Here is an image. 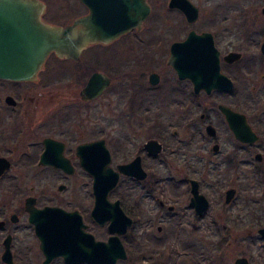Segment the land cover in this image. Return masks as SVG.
I'll return each mask as SVG.
<instances>
[{
    "label": "flooded vegetation",
    "instance_id": "obj_1",
    "mask_svg": "<svg viewBox=\"0 0 264 264\" xmlns=\"http://www.w3.org/2000/svg\"><path fill=\"white\" fill-rule=\"evenodd\" d=\"M132 1L135 2L136 0ZM188 1L197 8L198 12L196 20L192 22L188 21L184 12L176 5L178 4V0H145V3L149 7V14L142 22L141 27L139 29L133 28L128 33L122 35L127 36L128 34H133L137 44L142 43L140 36H144V38L148 39L147 44H149L150 39H153L154 41L156 40L155 43L150 44V47L156 45L162 39H164V41L160 44H163L166 42V37H168L170 40L168 43L166 42L165 47L162 50V54H166V59H163L162 62L164 61V66L171 71V78L169 82L163 80L161 70L154 66L157 61L155 56L152 55L153 50L149 51V55H147L149 62L145 61L143 65V67L145 64L151 65L150 69L144 70L143 67L139 65L143 62L141 60L136 61V63L133 62L134 65L132 66V74H134V76L131 79H134L135 81L133 83L134 87L131 90V96L126 98V101H124L125 107H127L129 111L132 110L133 112V129L131 130V136L123 135V130L118 129L117 135L115 137V143L112 139L108 138L107 133L103 130L91 131V136L85 141H80L81 135H75V133H78L76 130L68 132L55 130L57 124L54 123L52 124L54 129H50V131L45 133L43 130L44 122L42 119L43 103L39 98L34 99L31 97L29 100L30 104L27 102L24 107L19 101V99L24 95L19 96V94L22 93V90L20 89V86L17 87V85L34 83L36 82L40 73L45 72L46 74L48 73V75H50L57 70L55 67H58V63L66 62L70 64V72H74L72 70H79L83 75L79 78L77 74H73L72 79L79 84L78 96L80 102L85 106L90 105L107 93L109 87L113 83V78L109 76L106 71L101 70L95 65L97 58H102L104 56H98L96 53L86 55V53H88V50L91 47L108 46L122 36L107 44L94 43L88 45L81 51L77 59L59 58L55 53L52 52L46 57L34 80L15 82L0 79L2 82H7L13 85V87L10 89L11 92H9L12 94L7 93L0 105L2 109H9L14 114V121L11 123L14 124V122L19 121L25 122V118L28 117L34 119L29 125V130L22 129V122L21 126L15 123V129L14 126L10 124L11 130L8 132L2 130L5 129L4 127L2 128V126H4L2 123L5 124L4 122H6V119H2V115H0V159H5L9 163V167L0 174V264H44L46 258L43 251L40 249L41 241L36 234L35 225L33 222H31V213L28 210V203H30L31 207L37 210L44 207H59L67 212H77L82 222V230L85 233L92 235L95 241L107 242L109 237L116 235L115 233L109 232V220L101 224L92 215L95 205V197L92 190L93 178L82 167L81 158L77 154V148L82 144L103 140L105 148H107L109 151V166L114 170H117V167L120 165H126L132 161H137L140 168L146 174L145 178L139 180L134 176L120 173L119 180L122 177L129 182L134 183L135 185L141 186H143L144 182L150 180V185L152 187L148 188L146 191L143 190V192L146 194V197H148L158 206L159 211H164L166 214L164 222L167 224L165 223L164 227L165 229H169V232L165 238L166 241H161L153 236H148V243H150L151 246L149 244L144 245L143 241L141 244L138 239L136 244L129 243L125 238L129 229H131L138 220L141 222V224L145 223L148 225L152 221V218L142 221V216L126 211V207L122 203L123 200L121 197L110 199V193L116 188L119 183L118 181L115 188L109 192L108 200L110 202L118 200L123 212L132 220V224L127 228L124 234L118 236L124 247L126 258L117 259L115 264H120L126 261L128 259V254L130 253L137 257H140L139 255H141V259L147 256V253L150 256L152 254L159 255L161 258V251H155L158 247H164L167 251V253L164 255V262L162 264H171L172 254L176 255L180 252V249L183 250L184 255L188 254L192 256L191 252L196 250V252H194L195 256L198 255L201 258L204 256L203 251L205 247L202 241H199V243H192L184 239L179 244V237L182 238L183 234L185 233L184 231H186L188 228L197 230L200 225H195V221L196 223L203 224V220L210 210L211 202L204 195V193H202L199 180L185 177L186 188L184 192L187 193L188 205L186 211H182V213L176 215V209L177 205H179L178 200L180 195L178 193L175 194L174 192H171V197H176L175 199H170L168 196L163 197L161 195H156L153 191L155 184L162 183L156 178L161 173V169L170 170L171 167H176L175 165H181L182 167L186 166L187 168L191 169H206L211 165V169L215 174L214 179L217 182H219L222 178L228 179L229 182L232 181L235 184L234 186H244V188H246L248 181L250 180L249 178L251 168L253 169V165L255 166L258 164V169H260V171L256 169V173H260L258 175L260 181L262 182L260 188L264 187V97H233L234 80L231 75H228L225 69L223 70L222 63L228 67L235 66L236 63L243 59V53L239 51H228L222 55L221 51L216 46L218 38L220 37L219 31H217L219 30V26L230 22L231 15L227 16L224 11L219 12V8L228 10V4L226 3L227 1H222V4L219 5L215 3L214 6H211L214 12L210 14L213 15V17H208L206 19L205 23L207 27L198 30L191 27L189 28V26L195 24L199 20L200 8L193 2L194 0ZM71 3L72 4L70 8L74 17L68 24H71L77 18L85 16L90 12V8L81 2V0H72ZM263 9L264 6L261 8L260 13L264 16ZM218 14H221L222 16L219 17ZM229 14L231 13L229 12ZM190 32H194L196 35H201L203 33H208L211 35L213 46L218 51L220 73L229 79L233 84V88L230 91L213 89L210 93H206L203 90L195 93L191 80L187 78H179L173 66L169 64L168 59L170 57L171 45L176 42L184 41ZM164 33H166V35H164ZM224 34L225 37L228 38L232 35V31H225ZM263 44L264 37L262 38L259 45V53L261 55H264V52L262 51ZM230 53L240 54L239 59L231 63L227 62L224 57ZM254 57L255 56L252 55V57L245 63L247 65L250 64V67L246 71L247 75H252L250 69L252 67V61ZM50 59L51 61L49 62ZM70 72H65L63 77L59 80L67 77L68 75L66 74ZM93 73H100L108 78L109 85L99 96L85 99L83 98L81 92ZM152 74H155L157 77V83L155 84L151 82ZM263 78L264 77L262 76L261 79ZM161 84H163V86H161ZM189 85L192 89L190 94H194V97H197L200 93H204L206 95L214 93L218 96L217 101L213 104L214 111L212 117L205 113H201L198 118H196L195 113L191 114L192 104H189L186 98ZM158 86H161V90L156 92ZM123 90V85L120 84L119 88L116 87L114 93L126 95V93L124 94ZM163 90H166V95L168 96L173 107V112L171 115L172 117L170 119V117L167 116V120H161V112L156 113V102L158 99H156L155 96L156 94L160 95V91ZM262 91L264 93V85L262 86ZM39 95H42V93L38 92L36 96ZM8 97L11 99V101H7ZM127 101L128 105L126 104ZM28 106L32 107V112L34 111V108L37 109V115L33 113L32 115H26L24 117ZM220 106H223L228 111H230L231 115L232 113L234 115L238 114L235 115V117L232 115L231 118H234L235 120V123L232 125L237 131H239L240 134L245 136L244 141L243 137L239 138L236 136L234 129L231 128V125L226 118L227 115L222 112ZM194 126L204 128V131H201L200 129L193 130L192 134H190V137L187 133H185L184 137L179 138L184 127L193 128ZM208 126L212 127L211 131L207 130ZM251 133L256 136V140L252 143L246 140V136L251 137ZM28 135H30V137H28ZM28 139H30V141H28ZM46 139H51L55 142L52 143L50 149L57 158L59 157V148H61V155L68 160V163L72 168V173H66L62 169L52 165L40 164L41 155L44 153L46 148ZM152 142H156L160 145V150L158 152H156V145L154 143L152 144ZM203 147H206L205 150L207 151L208 157H205L202 150H200ZM23 148H31V150L26 152V150H23ZM18 149H20L21 153L23 152L24 154H21L19 162L16 163L17 166L37 165L42 169L48 168L56 173L61 175L63 174L64 176H71L74 174V172H80L82 175L86 176L90 182L89 193L84 195L83 198L75 200L73 205L70 204L72 201H70V203H64L65 207L55 205L52 202L46 203L42 201V198L40 199L33 194H29L22 176L19 174L16 176L10 174L14 164L10 152ZM209 149L210 152H208ZM257 155H259V159L256 158ZM89 157L90 156H88V158ZM203 158H206L207 160H203ZM256 167L257 166L254 168ZM168 181H170V178ZM193 182L197 184L198 194L202 195L207 201V208L201 213H197L196 208L192 205V198L194 197L192 193ZM171 185H173V188L171 187V191H174L177 185L176 183ZM61 186L63 188L60 189ZM65 187L66 186L64 184H59L57 186V190L61 192L65 189ZM229 190H233L234 193L229 202H226V193ZM246 190H248V188H246ZM30 191L32 192V188H30ZM237 195L238 188L229 187L225 189L223 191L224 204L222 205H230ZM29 198L32 200L28 201ZM248 207L250 208V201L246 199L243 208L238 210L236 214H229L218 223L215 221V218H211L210 222H208L209 225H207L206 228L213 229L215 231L214 234L218 236V240L216 238V242L214 241L212 244L213 247L218 249L225 244L224 238L221 235L222 233L241 228L249 229L255 225L260 226L262 216L261 214L263 213L258 212L256 213L258 216H251V214H247V212H255L254 210L251 211V209L249 211ZM187 213H189V215H187ZM263 226H260L259 228ZM162 230L163 229L161 226L157 227V232H162ZM144 235L145 232H142V239ZM258 236L261 239H264V237H261L259 234ZM142 245H144L143 247L146 249V254L143 251L142 253L141 251H138L139 247ZM181 253L182 252H180V254ZM239 258H245L247 263L250 264V261L246 256L236 257L232 264H235L236 260ZM260 260H262V264H264V246L261 247ZM197 262L199 263L200 261L197 260ZM47 264L68 263L65 261V259H63V257L59 256L52 258ZM78 264L87 263L80 262Z\"/></svg>",
    "mask_w": 264,
    "mask_h": 264
},
{
    "label": "rangeland",
    "instance_id": "obj_2",
    "mask_svg": "<svg viewBox=\"0 0 264 264\" xmlns=\"http://www.w3.org/2000/svg\"><path fill=\"white\" fill-rule=\"evenodd\" d=\"M40 1L46 6L42 18L47 23L64 25L70 23L74 17L70 8L72 0ZM222 1H227L228 10L219 8V12L224 11L227 16L231 15V17L229 23L219 26V30L217 31H219L220 37L218 38L216 46L221 51L222 55L228 51H239L243 53V59L236 63L235 66L228 67L222 63L223 70L225 69L228 75H231L234 80L233 97L262 98L264 97L262 91L264 78L261 79V77H264V55L259 53V45L264 37V16L260 13L261 8L264 6V0H194L193 2L200 8L199 20L195 24L189 26V28L191 27L198 30L207 27L205 21L208 17H213L210 13L214 12L211 6H214L215 3L218 5L222 4ZM229 12L231 14H229ZM218 16L221 17L222 15L218 14ZM228 30L232 31V35L227 38L225 37L224 32ZM164 35H166V33H164ZM140 38L142 39V43L137 44L133 34H128L127 36L120 37L108 46H94L89 48L86 55L96 53L98 56H104L102 58H97L95 65L101 70L106 71L107 74L113 78V83L109 87L107 93L90 105L85 106L80 102L78 96L79 84L72 79L73 74H77L79 78L83 75L79 70H72L74 72H70V64L66 62L58 63V67H55L57 70L50 75L45 72L40 73L34 83L17 85V87L20 86V89L22 90V93L19 94V96L24 95L20 98L22 100L19 99V101L25 107L27 102L30 104L29 100L31 97L34 99L39 98L41 100L43 103L42 119L44 122L43 130L45 133L50 131V129H54L52 125L54 123L57 124L55 130L66 132L74 130L78 131L75 135H81L80 141L87 140L91 136V131L99 130L105 131L108 138L112 139L114 143L118 129L123 130V135L131 136V130L133 129V112L125 107L124 101L131 96V90L134 87L133 83L135 81L134 79H131L134 76V74H132L133 62L136 63V61L141 60L143 62L139 65L143 67L145 61L149 62L147 57L149 51L153 50V54H151L155 56L157 61L154 66L161 70L163 80L169 82L171 78V71L164 66V61L162 62L163 59H166V54H162V50L165 47L166 42L168 43L170 39L166 37V42L163 44L160 43H162L164 39L150 47V44L155 43L156 40L154 41L153 39H150L149 44H147L148 39L144 38V36H140ZM252 55L255 56L250 69L252 75H247L246 71L250 67V64L247 65L245 63L252 57ZM50 61L51 59L49 62ZM150 67L151 65L145 64L143 69L148 70ZM65 72H70L66 74L70 77L67 76L64 77V79L59 80L63 77ZM120 84L123 85V91L126 95L114 93L116 87L119 88ZM161 86H163V84H161ZM161 86L157 87L156 92L161 90ZM12 87L13 85L0 81V105L6 94L11 92L10 89ZM38 92H41L42 95L36 96ZM187 92V102L192 104L191 114L195 113L196 118H198L201 113L210 115V117L213 116V104L218 99L216 94L213 93L206 95L200 93L197 97H194V94H190L192 92L190 85L188 86ZM166 94V90H163L160 91V95L156 94L155 96V98L158 99L156 102V113L161 112V120H167V116L171 119L173 112V107ZM126 104L128 105V101ZM31 108L32 107L30 106L27 107L24 117L26 115H32L33 113L37 115V109L34 108V111L32 112ZM0 115H2V119H6V122H4L5 124L2 123V125H4L2 128L4 127L5 129L2 130L9 132V130H11L10 124L14 121V114L9 109H2L0 106ZM32 120L34 119L28 117L25 118V122H14L12 125L15 129V123L21 126L23 122L22 129L29 130V125ZM197 129L204 131V128H199L197 126H194L193 128L184 127L179 138L184 137L185 133L190 137L193 130ZM28 137H30V135H28ZM28 141H30V139H28ZM205 148L206 147H203L200 150H202L205 157H208ZM23 150L29 152L31 148H23ZM208 152H210V149ZM21 154L24 153H21L20 149L10 152L14 162L10 174L15 176L19 174L22 176L29 194H33L40 199L42 198V201L46 203L52 202L55 205L65 207L64 203H70V201H72L70 204L73 205L75 200L83 198L84 195L89 193L90 182L86 176L82 175V173L74 172L71 176H64L63 174L61 175L48 168L42 169L37 166L36 163V166H17L16 163L19 162ZM203 160L207 159L203 158ZM175 166L176 167H171L170 170L161 169V173L157 177L155 176L162 183L154 185V193L163 197L168 196L170 199H175L176 197H171V192H174L175 194L178 193L180 195L178 200L179 205H177L176 209V215H178L182 213V211H186L188 205L187 193L184 192L186 188L185 177L195 178L199 180L201 191L210 200L211 205L208 214L203 220V224L196 223L195 221L194 224L200 225L199 228L197 230L188 228L184 231L185 233L182 238L179 237V244L184 239L192 243H199V241H202L205 247L203 258L194 255L196 250H193L194 252H191L192 256H190L188 254L184 255L183 250L180 249V252H182L181 254L180 252L176 255L172 254L171 264H232L234 259L239 256H246L249 259L250 264H262V260H260V251L261 247L264 246V239H261L258 236L256 230L264 225V189H262L264 187L260 188L262 185V182L258 177L260 173H256L258 164L255 165L257 166L256 168H254V165L253 169L251 168L250 180L246 187L248 190H246L244 186H234L235 184L232 181L229 182L228 179L222 178L217 182L214 179L215 174L211 169V165L206 169H191L186 166L182 167L181 165ZM258 170L260 171V169ZM169 178L170 181H168ZM173 183H176L177 185L175 188L176 191H171V187L173 188V185L171 184ZM59 184H64L66 186L61 192L57 190ZM150 187H152L150 185V180H147L144 182L143 186H141L135 185L121 177L116 188L110 193V199L121 197L123 200L122 203L126 207V211L142 216V221L152 218V221L148 225L145 223L141 224L138 220L133 227L129 229L125 238L131 244H136L139 240L140 243L143 241L144 245L149 244L151 246V244L148 243V236H153L161 241H166L165 238L169 232V229H165L164 227V224L166 223L164 222L166 214L164 211H159L158 206L146 197V194L143 192V190L146 191ZM229 187L238 188V195L230 205L223 206V191ZM30 188H32V192L30 191ZM246 199L250 201V208L248 207L249 211L250 209L252 211L255 208H258V211L263 213L261 214L260 226L255 225L249 229L241 228L222 233L221 235L224 238L225 244L216 249L212 244L214 241L216 242V238L218 240V236L214 234L215 231L213 229L206 228V226L209 225L208 222H210L211 218H215V221L218 223L227 215L236 214L238 210L243 208ZM247 214L258 216V214L251 212H247ZM187 215H189V213H187ZM158 226L162 227V232H157ZM142 232H145L143 239ZM144 245L139 247L138 251H141V253L143 251L146 254L147 252L143 247ZM155 251H161V258L159 255L152 254L150 256L147 253V256L141 259V255H139L140 257H137L130 253L128 254V259L120 264H162L164 262V255L167 253L166 249L164 247H158ZM197 260L200 262L198 263Z\"/></svg>",
    "mask_w": 264,
    "mask_h": 264
},
{
    "label": "water",
    "instance_id": "obj_3",
    "mask_svg": "<svg viewBox=\"0 0 264 264\" xmlns=\"http://www.w3.org/2000/svg\"><path fill=\"white\" fill-rule=\"evenodd\" d=\"M90 8L89 14L79 17L71 24L55 25L42 20L45 4L40 0H0V79L15 82L31 81L50 53L59 58L77 59L88 45L94 43L107 44L128 33L133 28L139 29L149 14L145 0H81ZM176 4L186 15L189 22L196 20L197 8L188 0H178ZM264 13V9H263ZM264 52V44L262 45ZM240 54L230 53L224 57L227 62L239 59ZM179 78H187L193 83L194 92L201 90L210 93L213 89L230 91L232 82L220 73L218 51L213 46L211 35H196L190 32L182 42L171 45L168 59ZM151 82L157 83L155 74ZM109 85V79L100 73H93L83 88V98H95ZM7 101H11L8 97ZM227 115L231 128L243 141L245 136L232 125L235 123L231 112L220 106ZM208 126L207 130L211 131ZM246 140L254 142L256 136H246ZM54 141L46 139V148L41 155V165H52L66 173H72L68 160L61 155L57 158L50 149ZM55 143V142H54ZM158 152L160 145L156 142ZM91 149V150H90ZM92 151V153H91ZM95 153V154H94ZM82 167L92 176V190L95 205L92 211L94 218L101 224L110 221L108 229L116 235L107 242L95 241L93 236L82 230V222L77 212H67L59 207L34 209L28 203L31 222L40 238V249L45 255L44 264L54 257H63L68 264H115L117 259H125L126 253L119 235L126 232L132 220L126 216L119 201L110 202L109 192L115 188L120 173L134 176L139 180L146 174L137 161L120 165L117 170L109 166V151L103 140L82 144L77 148ZM92 156H91V155ZM88 156H90L88 158ZM259 159V155L256 156ZM9 167L5 159H0V174ZM63 188L62 186L60 189ZM192 205L197 213L207 208L206 199L198 194L197 184L192 186ZM234 191H227L226 202L232 198ZM32 199L29 198L28 201ZM264 237V226L257 230ZM235 264H248L245 258H239Z\"/></svg>",
    "mask_w": 264,
    "mask_h": 264
},
{
    "label": "trees",
    "instance_id": "obj_4",
    "mask_svg": "<svg viewBox=\"0 0 264 264\" xmlns=\"http://www.w3.org/2000/svg\"><path fill=\"white\" fill-rule=\"evenodd\" d=\"M254 212H255V213H258V212H259V211H258V208H255V209H254Z\"/></svg>",
    "mask_w": 264,
    "mask_h": 264
}]
</instances>
